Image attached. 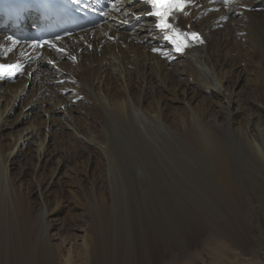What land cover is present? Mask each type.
<instances>
[{
    "label": "bare ground",
    "instance_id": "6f19581e",
    "mask_svg": "<svg viewBox=\"0 0 264 264\" xmlns=\"http://www.w3.org/2000/svg\"><path fill=\"white\" fill-rule=\"evenodd\" d=\"M136 1H115L119 13L64 41L66 53L23 57L28 49L19 46L3 57L11 47L0 36V65L21 72L12 82L0 77V204H17L13 229L0 218V240L17 241V264H59L54 236L66 230L68 246L73 228L82 233L84 264H106L103 212L84 224L85 204H107L109 190L122 183L148 186L158 171L175 170L190 174L187 186H216L232 199L231 158L251 151L264 165V0H230L215 11L211 0H190L186 16L166 21L173 43L153 19L135 23V13L147 14ZM122 141L133 149L115 147ZM136 173L149 178L136 181ZM201 173L208 183L197 179ZM186 227L181 239L149 228L147 255L135 251L136 264L161 261L207 231L196 222ZM216 232L209 238L219 247L218 264H240L232 249L246 254L248 237L232 224ZM36 233L47 258L25 251Z\"/></svg>",
    "mask_w": 264,
    "mask_h": 264
},
{
    "label": "rangeland",
    "instance_id": "374dc122",
    "mask_svg": "<svg viewBox=\"0 0 264 264\" xmlns=\"http://www.w3.org/2000/svg\"><path fill=\"white\" fill-rule=\"evenodd\" d=\"M260 10H264V6ZM152 133L151 137L159 138L154 131ZM111 136L115 139L117 134L111 133ZM145 137L150 138L149 133L145 134ZM131 144L132 142L122 141L121 146L114 145L126 152L133 149ZM244 154L246 156L242 158L233 156L229 163V175L235 189L232 199H227V196L222 195L221 188L216 186L205 185V187L204 184L200 185L201 187H195L192 184L187 186L184 182L190 174L175 172L172 169L174 172L169 174L158 171L152 177L154 184L151 180L148 186L139 183L134 188L130 187L131 190H129L125 189L122 183L116 192L109 190L107 204H85L88 209L84 211L87 210L88 213L90 211V217L86 214L84 224H89L90 219L93 218L97 220L100 212H103L104 231L101 228L100 233L107 234V238L104 245L106 252H104L105 255L103 254L102 261L106 264H136L133 259L135 251H144L147 255L148 249L144 239L149 228L156 234L163 232L169 238L181 239L185 234L186 226L191 222H196L206 226L207 231L195 243L189 244L187 248H172L161 261H154L148 257L147 263L218 264L219 247L213 244L209 235L216 234V231H222L232 224L249 240V250L246 254L238 249H232V254L238 255L237 258H240L242 264H264V165L253 152L249 151ZM140 173H146V170ZM140 173L130 174V176L136 181L140 177L149 178L147 174L143 176ZM205 176L208 175L198 174L197 179L207 182L210 178ZM15 205L17 206V204H0V218L9 220L11 225L9 229H13ZM66 216L67 214L64 215L65 218ZM38 218L39 215L36 216V219ZM65 231L62 230L54 236V242L60 250L59 264H66L69 261L71 264H84L85 255L80 252L81 248H78L82 233L74 228L68 229L67 232L74 233V235H71L69 239L70 245L65 246L61 241L63 235L66 234ZM33 237L30 244L25 245L27 247L24 250L30 254V258H35L34 255L37 253L39 258H47V251L43 248L40 235L36 233ZM20 250L15 239L7 243L0 240V264H17Z\"/></svg>",
    "mask_w": 264,
    "mask_h": 264
},
{
    "label": "snow or ice",
    "instance_id": "6c2138e0",
    "mask_svg": "<svg viewBox=\"0 0 264 264\" xmlns=\"http://www.w3.org/2000/svg\"><path fill=\"white\" fill-rule=\"evenodd\" d=\"M146 2L151 4L155 9V11L151 14H154L161 18L158 24V26L161 28L171 27V25L166 22V19L173 8H175L176 10H181L183 8L181 0H146ZM193 36L195 38V34H193ZM6 67L11 66L0 65V74H3V71L6 69Z\"/></svg>",
    "mask_w": 264,
    "mask_h": 264
}]
</instances>
